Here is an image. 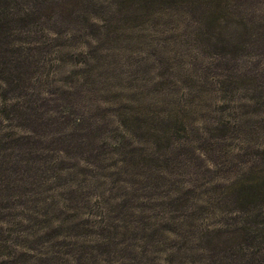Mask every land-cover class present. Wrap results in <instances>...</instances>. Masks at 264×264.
Wrapping results in <instances>:
<instances>
[{"label":"rangeland","instance_id":"374dc122","mask_svg":"<svg viewBox=\"0 0 264 264\" xmlns=\"http://www.w3.org/2000/svg\"><path fill=\"white\" fill-rule=\"evenodd\" d=\"M85 1L32 27L49 32L27 89L0 83V264H245L217 230L264 222V198L235 197L264 174V40L243 50L212 16L257 21L264 0ZM7 105L40 124L23 149Z\"/></svg>","mask_w":264,"mask_h":264},{"label":"trees","instance_id":"16d2710c","mask_svg":"<svg viewBox=\"0 0 264 264\" xmlns=\"http://www.w3.org/2000/svg\"><path fill=\"white\" fill-rule=\"evenodd\" d=\"M72 2L76 6L86 3L85 0H0V83L6 86L7 91L18 90L19 93L25 88L27 89L29 82L33 79V75L40 74L42 71L38 56L41 55L45 47L41 46L44 43L37 39V36L39 38L40 35L38 34L47 33L49 29L43 27L44 30L36 31L32 27L39 24L45 25V23H49L53 19H63L68 12L71 15L72 11L67 8ZM76 2L80 3L76 4ZM261 12L264 13V11ZM252 13L255 15L257 12L252 11ZM221 16H223V13L213 14V32L216 35L225 37V39H228L227 41L239 36L238 38H241V49L244 50L246 44L255 38L264 40L263 16L257 21H250L247 18L250 17V14L243 15V7L239 22L234 20L222 21L220 20ZM32 48H34L36 54H30ZM9 107L10 105L5 106L2 113L3 119L12 121V112L13 114L17 113L19 115L22 113L26 125L29 126V135L25 134L22 138L20 136H17L18 138L12 137L10 141L13 149H23L20 146H25L27 143L24 144L22 141H25V139L28 141L32 138V135L38 134L40 124H37L35 115L31 111L21 112L18 105L13 106V108ZM63 115L62 121H72L73 130L82 129L81 126L84 121L81 117L74 118V114L70 111L64 112ZM56 123L61 124V120L56 119ZM45 125H48V123ZM59 135L60 137L55 138L54 141H57V139L59 141L62 139L64 143L69 141V144L65 143L68 149H62L63 152L67 150V153L71 154L77 146H79L78 149H82V143H73V134L61 133ZM54 144L57 145V143ZM91 156L89 154V157ZM29 171L31 170L27 169L25 172L28 173ZM31 172L34 175L29 177V181H25L26 184L30 183V180L36 179L37 171ZM37 185L40 187L39 184ZM235 197L239 200L241 199L240 208L243 214H248L251 208L257 207V205H253V202H258L261 198H264V174L260 171H253L252 174L246 175L241 179V190L238 189ZM261 219L264 221L263 215H261ZM217 231H219L218 237L221 241L231 242L241 239V245H246V249L241 248L245 252L243 257H241L245 264H264V222L258 224L256 229L252 224L245 222L241 224V227H235L231 231ZM255 247L257 250L254 249Z\"/></svg>","mask_w":264,"mask_h":264}]
</instances>
